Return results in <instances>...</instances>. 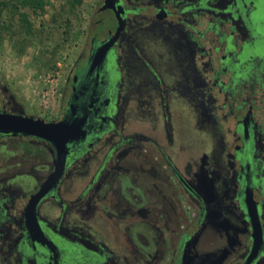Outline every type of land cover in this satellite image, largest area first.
<instances>
[{
  "label": "flooded vegetation",
  "instance_id": "af4514ba",
  "mask_svg": "<svg viewBox=\"0 0 264 264\" xmlns=\"http://www.w3.org/2000/svg\"><path fill=\"white\" fill-rule=\"evenodd\" d=\"M105 1L69 66L56 119H42L80 134L36 206L42 240L27 206L54 171L55 149L0 135V148L21 144L24 178L9 182L16 166L0 162V264H264V0ZM180 103L210 142L193 159ZM145 108L157 109V134L129 126ZM0 112L22 115L1 92ZM42 152L33 174L31 155ZM248 195L262 229L251 260ZM46 202L55 213L41 210Z\"/></svg>",
  "mask_w": 264,
  "mask_h": 264
},
{
  "label": "rangeland",
  "instance_id": "374dc122",
  "mask_svg": "<svg viewBox=\"0 0 264 264\" xmlns=\"http://www.w3.org/2000/svg\"><path fill=\"white\" fill-rule=\"evenodd\" d=\"M101 1L82 0L80 4H75L73 0H44V8L32 12L3 8V4L10 3L0 0V92L9 110L45 120L56 119L61 88L69 66L85 40L90 17ZM185 106V103H180L175 111L186 120L185 145L191 150L193 159L208 150L210 142L196 133L192 127L190 108ZM145 109H137L136 119L133 114L129 117V126L150 129L157 134L160 124L157 109H150L149 112H145L148 108ZM17 152H22L21 144H3L0 162L9 168L20 163ZM45 159V152L31 155L33 174L41 173L40 165ZM15 166V171L11 172L15 176L10 175L9 182L23 183L24 178L18 175V170L23 167ZM148 179L146 184L150 182ZM74 181V185H78L80 180ZM146 191L150 193V189ZM41 210L52 214L56 212L51 202L44 203ZM208 246L210 242L206 239L201 247Z\"/></svg>",
  "mask_w": 264,
  "mask_h": 264
},
{
  "label": "water",
  "instance_id": "95a60500",
  "mask_svg": "<svg viewBox=\"0 0 264 264\" xmlns=\"http://www.w3.org/2000/svg\"><path fill=\"white\" fill-rule=\"evenodd\" d=\"M105 1L104 9L111 8L112 5ZM107 3V4H106ZM106 47L101 48L99 55H103ZM76 125L63 121L45 122L42 119H35L29 116L13 115L0 112V135H23L35 137L51 143L55 149L56 159L54 171L48 176L40 190L31 196L27 206V225L31 233L36 234L42 240L43 234L38 225L35 209L38 202L53 188L61 179L67 155V143L77 139L80 134L76 133ZM247 212L253 229V248L249 260L253 259L262 243V229L259 221L257 209L253 200L248 195L246 199ZM44 242V240H43Z\"/></svg>",
  "mask_w": 264,
  "mask_h": 264
},
{
  "label": "trees",
  "instance_id": "16d2710c",
  "mask_svg": "<svg viewBox=\"0 0 264 264\" xmlns=\"http://www.w3.org/2000/svg\"><path fill=\"white\" fill-rule=\"evenodd\" d=\"M10 4L4 5L3 8H11L13 11L30 10L36 12L44 8V0H8ZM82 0H73V3L80 4Z\"/></svg>",
  "mask_w": 264,
  "mask_h": 264
}]
</instances>
